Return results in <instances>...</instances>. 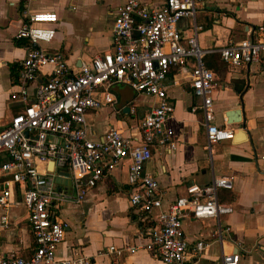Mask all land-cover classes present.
I'll use <instances>...</instances> for the list:
<instances>
[{
	"label": "built area",
	"instance_id": "obj_1",
	"mask_svg": "<svg viewBox=\"0 0 264 264\" xmlns=\"http://www.w3.org/2000/svg\"><path fill=\"white\" fill-rule=\"evenodd\" d=\"M36 1L22 0L27 7L26 20L16 35V41L24 43L27 56L20 63L10 101L22 105L23 110L0 131V229L11 227L10 213L19 190L36 247L28 258L7 257L0 252V264H92L94 260L84 255L57 258L67 236V225L58 215L67 204L87 201L124 160L130 161V214L146 243L122 250L109 247L99 256L141 251L163 264H197L206 249L217 245L222 264H239L243 245L223 222L234 210L220 202L221 191H234L232 178H214L204 186L190 184L185 197L164 207L165 191L153 176L143 174V167L155 152L172 155L177 149L168 76L190 61L191 87L200 100L192 111L198 109L204 117L206 149L212 154L215 144L233 139L236 130L215 125L217 82L205 65L206 58L218 54L230 68L258 64L264 58V27L219 50H204L198 45L201 28L196 24L204 0H165L158 10L146 9L141 0H124L113 27L114 51L74 69L66 54L44 47L55 40L57 31L51 26L60 18L52 11H30ZM186 19L194 24L181 32L178 26ZM120 85L153 99L155 105L134 136L112 128L102 140L94 141L88 115L107 106L117 108L115 87ZM64 170L71 185L62 190L57 181L63 178L60 173ZM185 220L215 222V226L190 244L184 237ZM225 244L232 252H224Z\"/></svg>",
	"mask_w": 264,
	"mask_h": 264
},
{
	"label": "crops",
	"instance_id": "obj_2",
	"mask_svg": "<svg viewBox=\"0 0 264 264\" xmlns=\"http://www.w3.org/2000/svg\"><path fill=\"white\" fill-rule=\"evenodd\" d=\"M141 2L148 10H158L165 0ZM123 4L124 0H38L29 9L52 11L59 16V23L51 26L57 31L56 38L44 47L63 52L70 66L78 69L97 56L114 51L113 27ZM26 10L22 0H0V131L23 110L22 105L11 103L10 96L15 90L12 72L17 73L27 56V51L16 45ZM197 12L196 24L201 28L198 45L204 50H219L264 27V0H204ZM193 24V20L186 19L178 28L186 32ZM192 62L180 69L176 67L168 76V100L174 106L172 127L177 149L172 155L155 152L152 161L143 167V174L153 176L165 191L164 207L185 197L190 184L204 186L214 178H232L234 191L220 193V202L230 204L234 210L223 222L232 228L233 238L243 245L239 264H264V58L258 64L239 68L228 67L218 54L206 58L205 65L213 71L217 82L213 96L215 125L237 131L231 141L215 144L212 154L206 149L204 117L200 110L192 111L200 105L190 82ZM124 87L127 90L115 89L117 108L107 106L89 113L92 140H102L112 128L123 129L127 137L134 136L154 107L153 99ZM236 110H241L244 116L243 133L242 125L229 124L226 116ZM129 166L128 160L120 162L87 201L62 208L58 217L67 225V236L58 248L59 260L84 255L94 260L92 264H163L141 251L98 255L109 247L122 250L143 247L146 243L129 210ZM67 173L62 171L63 178L57 181L62 190L70 188V180L64 175ZM23 201L18 190L12 210ZM11 219L10 229H0V252L7 257L28 258L36 246L25 206L23 215ZM183 223L184 237L190 244L209 234L215 226V222L185 220ZM224 252L230 253L232 249L225 244ZM197 264H222L220 247L206 249Z\"/></svg>",
	"mask_w": 264,
	"mask_h": 264
},
{
	"label": "water",
	"instance_id": "obj_3",
	"mask_svg": "<svg viewBox=\"0 0 264 264\" xmlns=\"http://www.w3.org/2000/svg\"><path fill=\"white\" fill-rule=\"evenodd\" d=\"M229 119V124L231 125H238L241 126V132L243 133L245 130V125H244V116L242 115L241 110H236V111H231L229 113H227L226 115ZM53 166V165H52ZM51 166V168H52ZM67 178L69 177V174H64ZM71 185V183L69 182V186Z\"/></svg>",
	"mask_w": 264,
	"mask_h": 264
},
{
	"label": "rangeland",
	"instance_id": "obj_4",
	"mask_svg": "<svg viewBox=\"0 0 264 264\" xmlns=\"http://www.w3.org/2000/svg\"><path fill=\"white\" fill-rule=\"evenodd\" d=\"M124 86H125V85L116 86L115 89H117V88L119 87V90H120V91H125V90H127V87H124ZM115 93H118L117 90H116ZM18 203H19L20 207H18V208H16V209H13V210L11 211V216H12V218H15V217H17V216H21V215L24 214V206H23V204H21V202H18Z\"/></svg>",
	"mask_w": 264,
	"mask_h": 264
},
{
	"label": "trees",
	"instance_id": "obj_5",
	"mask_svg": "<svg viewBox=\"0 0 264 264\" xmlns=\"http://www.w3.org/2000/svg\"><path fill=\"white\" fill-rule=\"evenodd\" d=\"M16 45L18 46V47H23L24 46V43L23 42H16ZM13 69V68H12ZM18 71H19V69L17 70V73L15 72V73H13L12 72V74H14V83H16L17 82V74H18ZM16 75V76H15Z\"/></svg>",
	"mask_w": 264,
	"mask_h": 264
}]
</instances>
